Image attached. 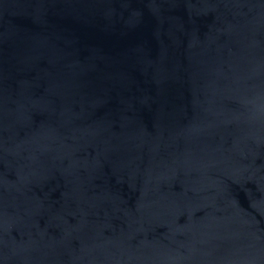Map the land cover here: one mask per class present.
I'll list each match as a JSON object with an SVG mask.
<instances>
[{
  "label": "water",
  "instance_id": "95a60500",
  "mask_svg": "<svg viewBox=\"0 0 264 264\" xmlns=\"http://www.w3.org/2000/svg\"><path fill=\"white\" fill-rule=\"evenodd\" d=\"M0 264H264V0H0Z\"/></svg>",
  "mask_w": 264,
  "mask_h": 264
}]
</instances>
